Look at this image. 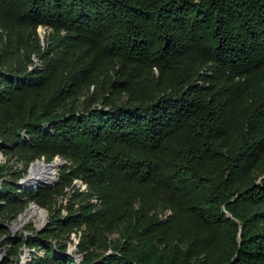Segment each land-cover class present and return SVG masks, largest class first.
<instances>
[{"label":"trees","instance_id":"trees-1","mask_svg":"<svg viewBox=\"0 0 264 264\" xmlns=\"http://www.w3.org/2000/svg\"><path fill=\"white\" fill-rule=\"evenodd\" d=\"M0 150V264H264V0H0Z\"/></svg>","mask_w":264,"mask_h":264},{"label":"rangeland","instance_id":"rangeland-1","mask_svg":"<svg viewBox=\"0 0 264 264\" xmlns=\"http://www.w3.org/2000/svg\"><path fill=\"white\" fill-rule=\"evenodd\" d=\"M39 32H40V34H41V37H42V39H43V43L44 44H46V35L49 33V29L48 28H46L45 26H40L39 27ZM36 60H37V64H40L41 63V60H40V58L39 57H36ZM0 164H2V163H4L6 160H7V154H4V152L2 151V150H0ZM43 160H44V162H43V167H42V169L38 172V175H37V177H39V176H42L43 175V173H45L47 170H48V165H47V161L44 159V158H42ZM41 159V160H42ZM35 162V161H34ZM34 162L32 163V164H30V166L27 168V171H26V174H25V177L23 178V179H25L27 176H29L30 174H31V168H32V166H33V164H34ZM10 164H14L16 167L18 166L19 168H22L23 167V164L22 163H19V164H17L16 165V163L14 162V159H12L11 160V162H10ZM47 166V167H46ZM63 167V166H62ZM54 169V168H53ZM59 170V168H57L56 169V171H58ZM43 172V173H42ZM37 177L36 178H32V182H34L35 181V179H37ZM56 178H58V174L56 173V175H55V177L54 178H52V179H50V180H48V181H50V182H52V181H56L57 179ZM22 179V180H23ZM1 181H2V179H1ZM21 181V180H20ZM41 183H43V182H41ZM78 185H80L81 183H77ZM0 185H1V182H0ZM69 192H70V190H69ZM66 198V202H68V203H70L71 201H74V199H75V195H73V193H69V195L67 196V197H60L59 198V200H58V204H60L61 202H62V200L63 199H65ZM68 199V200H67ZM69 199H71V200H69ZM41 206V205H40ZM41 207H44V206H41ZM44 208H47V207H44ZM48 209V208H47ZM49 217H50V211H49V209H48V215H46L45 217H43L42 215H41V213H40V211H37V212H35V214L33 215V216H31L29 219H27L23 224H22V226H20L14 233L16 234V233H19V232H21L22 234H24L25 232L27 233V232H29L30 231V229L31 228H33V227H37L39 230L40 229H42L43 227H45L47 224H48V222H49ZM18 220V217L16 218V219H14L13 221H17ZM12 221V222H13ZM11 222V223H12ZM0 247H1V249H0V257H1V259L3 260V259H5V257H6V255H7V246L6 245H0ZM75 247V243L74 242H71L70 243V246H69V249H72V248H74ZM28 247H26V250L24 251V253H23V256L25 255V256H27L28 255ZM32 251V250H31ZM41 253H43V252H41ZM72 253L73 254H80V252H79V250H78V245L76 246V248H74V250H72ZM24 259V258H23ZM29 259H31V258H29V257H27V258H25V261L27 260H29ZM1 260V261H2Z\"/></svg>","mask_w":264,"mask_h":264},{"label":"water","instance_id":"water-1","mask_svg":"<svg viewBox=\"0 0 264 264\" xmlns=\"http://www.w3.org/2000/svg\"><path fill=\"white\" fill-rule=\"evenodd\" d=\"M1 155V154H0ZM44 162V160L42 159H37L34 163H36V162ZM54 161H58L59 163H60V165H59V169L62 167V166H64L65 165V163H67V160L65 159V158H63V157H61V156H57L56 158H55V160ZM54 161H52V162H47V165L48 166H50ZM56 173L58 174L59 173V170L58 171H56ZM47 177V176H46ZM57 179V178H56ZM48 180H50V179H40V178H37V179H35V181L34 182H32V178L30 177V175L29 176H27L25 179H23V180H21L20 182H19V184L20 185H22V186H24V187H28L29 185H32V184H34V185H38V184H40L41 182H43V183H51L50 181H48ZM0 182H1V179H0ZM52 182H54V181H52ZM77 183H82V180H78L77 181ZM31 208H40V209H45L46 210V212H47V214L46 215H48V209L47 208H44V207H41L37 202H35V201H33V202H31L30 203V205L28 206V208H26V210L24 211V212H22V213H20L19 214V216H18V219H21L22 218V215L23 214H25V213H27L28 212V210L29 209H31ZM25 222V221H24ZM23 222V223H24ZM23 223H21V224H18V221H13L12 223H10L9 224V227L12 229V231L13 232H15L20 226H22V224ZM79 241V240H78ZM76 246H77V244H75V247L74 248H76ZM74 248H72V249H69L68 250V252L69 253H72V250H74ZM0 249H1V247H0ZM28 251V255L27 256H23V261L25 262V258H27V257H29V258H31L32 256H31V249L30 248H28L27 249ZM76 256H77V258L78 259H81L82 257H83V254L82 253H80V254H75ZM1 257H0V262H1ZM27 261V260H26Z\"/></svg>","mask_w":264,"mask_h":264},{"label":"bare ground","instance_id":"bare-ground-1","mask_svg":"<svg viewBox=\"0 0 264 264\" xmlns=\"http://www.w3.org/2000/svg\"><path fill=\"white\" fill-rule=\"evenodd\" d=\"M1 158V157H0ZM60 163L58 161H54L50 166H48V170L43 173L42 176L37 177L38 172L42 169L43 162H36L33 164L32 168H31V174L30 177L31 178H40V179H52L55 177L56 175V169L59 167ZM47 167V166H46ZM54 168V169H53ZM47 176V177H46ZM40 211L41 215L43 217L46 216L47 212L45 209H40V208H31L28 210L27 213L22 215L21 219H18V224L23 223L24 221H26L27 219H29L31 216H33L35 214V212Z\"/></svg>","mask_w":264,"mask_h":264},{"label":"built area","instance_id":"built-area-1","mask_svg":"<svg viewBox=\"0 0 264 264\" xmlns=\"http://www.w3.org/2000/svg\"><path fill=\"white\" fill-rule=\"evenodd\" d=\"M32 186V185H31ZM86 186V185H85ZM74 239H75V244H77V242H79V238L76 236V234H74Z\"/></svg>","mask_w":264,"mask_h":264}]
</instances>
